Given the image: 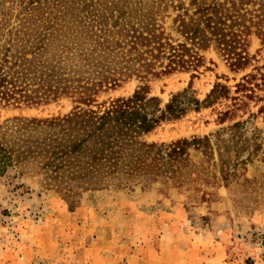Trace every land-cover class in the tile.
Returning <instances> with one entry per match:
<instances>
[{
    "label": "rangeland",
    "instance_id": "374dc122",
    "mask_svg": "<svg viewBox=\"0 0 264 264\" xmlns=\"http://www.w3.org/2000/svg\"><path fill=\"white\" fill-rule=\"evenodd\" d=\"M180 1L0 0V45L35 44L43 33L47 50L73 47L81 61L97 54L99 26L145 13L170 25ZM256 1L243 0L248 8ZM247 43L250 58L237 69L213 47L196 69L106 67L119 78L97 90V102L144 90L165 105L184 89L201 101L141 135L155 148L190 141L178 156L163 149L153 172L89 174L72 156L62 162L48 139L61 129L48 120L73 112V96L0 102V144L11 154L0 167V264H264V86L262 97L232 98L242 76L264 66L254 28ZM218 82L230 96L210 101Z\"/></svg>",
    "mask_w": 264,
    "mask_h": 264
},
{
    "label": "trees",
    "instance_id": "16d2710c",
    "mask_svg": "<svg viewBox=\"0 0 264 264\" xmlns=\"http://www.w3.org/2000/svg\"><path fill=\"white\" fill-rule=\"evenodd\" d=\"M230 3L182 0L175 4L177 12L170 25H165L164 14L159 17L145 13L143 19L132 24L99 26L95 33L97 54H88L81 61L71 56L73 47L65 46L58 53L47 50L50 43L43 33L42 37L37 36L35 44L8 41L0 45V102H36L61 94L73 96L76 101L73 112L48 120L49 125L61 129L60 136L48 139L59 144V151L54 153L62 162L72 156L79 170L89 174L113 173L120 168L153 172L163 149L167 156H178L190 141L155 148V143L142 142L141 135L163 118L180 116L188 105L197 107L201 101L184 89L165 105L158 96H149L144 90L97 102V90L119 78L113 71L115 67L111 70L106 67L142 68L143 73L151 74L196 69L204 61L203 52L211 47L222 52L231 67H243L250 58L247 35L254 28L264 40V0L254 2L252 8L244 6L243 0ZM235 86L232 94L235 102L241 98L240 91L247 97H262L256 88L264 86V66L244 74ZM230 90L218 82L208 98L211 101L219 95L230 96ZM239 105L235 103L236 107ZM10 157V152L0 144V167Z\"/></svg>",
    "mask_w": 264,
    "mask_h": 264
},
{
    "label": "built area",
    "instance_id": "2783aa9c",
    "mask_svg": "<svg viewBox=\"0 0 264 264\" xmlns=\"http://www.w3.org/2000/svg\"><path fill=\"white\" fill-rule=\"evenodd\" d=\"M259 239V238H258ZM264 240V237H263V239H262V241ZM263 261H264V258H263Z\"/></svg>",
    "mask_w": 264,
    "mask_h": 264
}]
</instances>
